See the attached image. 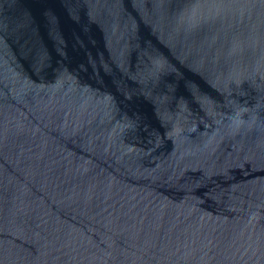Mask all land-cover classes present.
<instances>
[{
	"label": "water",
	"instance_id": "water-1",
	"mask_svg": "<svg viewBox=\"0 0 264 264\" xmlns=\"http://www.w3.org/2000/svg\"><path fill=\"white\" fill-rule=\"evenodd\" d=\"M0 264H264V0H0Z\"/></svg>",
	"mask_w": 264,
	"mask_h": 264
}]
</instances>
